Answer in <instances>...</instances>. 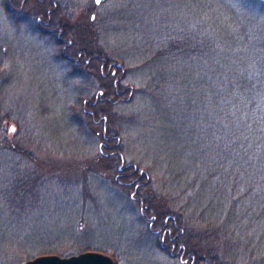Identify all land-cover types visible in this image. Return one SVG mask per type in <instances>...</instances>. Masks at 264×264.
<instances>
[{
	"label": "rangeland",
	"instance_id": "rangeland-1",
	"mask_svg": "<svg viewBox=\"0 0 264 264\" xmlns=\"http://www.w3.org/2000/svg\"><path fill=\"white\" fill-rule=\"evenodd\" d=\"M4 1L0 0V111L11 112L6 127L12 132L7 134L14 141L23 140V147L30 151L26 156L31 160L24 162L32 167L31 174L41 175L37 179L45 183V197L28 218L0 211V264H24L39 254L69 256L85 250L105 252L115 264H189L162 247L168 240L151 228L149 216L153 215L186 220L199 257L205 258L207 251L215 248L239 264H264V224L256 227L242 219L241 210L230 205V192L227 201L221 202L209 176L192 171V157L184 152L185 146H177L173 140L174 122L168 113L156 109L150 95L154 71L147 68L150 62L146 60L148 54L158 51L156 45L163 44L154 39L171 33V27L176 26L172 21L189 25L195 21L202 31L212 30L207 35L222 36L224 31L232 38L243 65L250 72L258 71L254 75L258 74L264 94V2L106 0L96 5L95 0H52L59 7L57 27L101 23L98 34L84 30L83 38L96 48L104 47L116 62L102 75L116 71L112 76L120 77V90L128 88L118 96L109 95L114 101L111 119L99 113L90 120L79 113L78 120L72 113L81 108L87 112L84 100L92 101L99 90H107L100 74L84 60L74 63L78 65L75 72V67L58 56L59 50L47 39L48 31L45 37L34 33L26 17L13 22ZM35 17L30 18L36 21ZM148 32L155 38L148 39ZM72 40L74 34H68L63 44ZM15 125L17 132L13 131ZM107 135L112 136L111 141L105 140ZM3 142L0 134V146ZM102 142L116 146H103L102 150ZM114 149L120 154L112 160L109 155ZM2 158L0 190L7 178ZM127 163L137 167L138 173L145 171L139 180L144 210L139 200L132 199L135 186L125 184L130 176L128 180L120 176ZM2 206L4 203L0 210ZM220 221L239 235L237 253L229 242L223 249L220 240L216 242L219 232L204 226ZM240 253L246 259H239Z\"/></svg>",
	"mask_w": 264,
	"mask_h": 264
},
{
	"label": "trees",
	"instance_id": "trees-1",
	"mask_svg": "<svg viewBox=\"0 0 264 264\" xmlns=\"http://www.w3.org/2000/svg\"><path fill=\"white\" fill-rule=\"evenodd\" d=\"M10 1L18 5L21 2L20 0L4 1L6 12L13 22L18 23L20 19L26 17L34 33L45 37L48 31L47 39L53 41L59 50L58 56L71 64L72 69L75 67V72L78 65L74 66V63L82 64L84 60L87 67L99 73L103 79V88L107 90L105 92L99 90L92 96V101L89 98L85 99L83 108L87 112H83L81 108L80 111L72 113L73 118H78L80 113L93 120L99 113H104L105 119H111L110 112L114 101L109 95L118 96L128 88L120 90L118 83L120 77L115 79L112 76L114 74L102 75V71L107 66L114 67L116 62L107 54L108 50L104 47L96 48L97 46H93L83 38L85 32L98 34L101 31V23L92 22L91 26L87 24L77 25L78 27L65 24L61 28L57 27L55 18L59 14V7L53 5L52 0L45 2L26 0L24 9L17 16L12 14ZM249 1L258 3L260 0ZM43 11H45V32L28 16L31 14L35 17ZM161 19L165 20V17ZM172 22L176 26L171 27V33L163 37L158 36L154 39L155 35L148 32V39L153 38L158 44L163 43L156 45L158 51L154 50L151 55L147 53L146 58L150 62L147 68L154 71L151 79L153 89L150 95L154 99L156 109L161 110L162 114L168 113V117L172 123L174 122L173 140L177 146H185L184 152L192 157L190 164L192 171L201 176H209V181L214 182V187L218 189L221 202L227 201L230 192V205L241 210L242 219L250 220L256 227L262 225L264 224V94L261 91L262 84L256 78L258 74L254 75L258 71L250 72L251 69L243 65V60L237 56L238 48L235 42L224 31L222 36L209 35L212 30L209 28L202 31L200 26L194 23L195 21L190 25L188 22L176 19ZM55 28L58 30L57 33ZM159 32L163 33V31ZM71 33L74 34V40L67 43L64 41L63 44V38ZM103 94L105 96L101 97ZM10 114L9 111H0V134H3L4 139L3 146H0V157L6 160L7 165L4 175L7 178L3 189L0 190V203H4V206L0 211L11 213L17 218H28L44 201L45 183L37 179L41 176L37 172L31 174L32 167L24 162L26 159L30 161L31 158L26 156L30 151L23 147V140L14 141L7 134V131L12 132L9 126L6 127ZM17 130L16 126L14 132ZM106 131L110 130L106 128ZM19 132L23 134L25 130L21 129ZM108 139L111 141L112 136H105V140ZM105 146L113 149L116 145L106 143ZM101 148L104 150V147ZM112 154L109 157L113 160L120 152ZM132 165L127 163L123 166L120 176L127 178L125 180L130 176V181H126L125 184L134 185L136 188L134 192L135 194L138 192L139 195L141 188L139 183H142L139 180L144 177L145 171L141 170L138 173L137 167ZM124 170H128L129 173ZM141 200L144 206L140 201L138 203L144 210L146 202L145 199ZM153 216H149L151 221ZM156 217L158 219L156 223H152L153 226L150 225L151 228L160 229L161 237L167 238L168 243L174 241L176 245L183 244L187 254H192L193 264H239L233 258L232 260L225 257L227 253H220L215 248L208 250L205 258L199 257L197 242L195 243L193 235L189 232L190 229L188 230V226L184 224L187 223L186 220L181 219L180 216L172 218L167 216L165 219H162L161 215ZM166 223L170 229H167ZM216 224L210 222L204 226L215 234L219 232L216 242L220 240L223 249L229 247L227 245L229 242L235 246L236 253L240 251L241 239L233 228H226V223L223 221ZM164 245L167 244H163L162 247H165ZM168 247L169 245L166 246L167 250ZM240 254L242 256L239 259H246L242 253Z\"/></svg>",
	"mask_w": 264,
	"mask_h": 264
},
{
	"label": "water",
	"instance_id": "water-1",
	"mask_svg": "<svg viewBox=\"0 0 264 264\" xmlns=\"http://www.w3.org/2000/svg\"><path fill=\"white\" fill-rule=\"evenodd\" d=\"M105 0L95 4L100 5ZM264 2V0H262ZM24 264H115L114 258L99 250H85L78 254L62 256L56 253L39 254L28 258Z\"/></svg>",
	"mask_w": 264,
	"mask_h": 264
},
{
	"label": "flooded vegetation",
	"instance_id": "flooded-vegetation-1",
	"mask_svg": "<svg viewBox=\"0 0 264 264\" xmlns=\"http://www.w3.org/2000/svg\"><path fill=\"white\" fill-rule=\"evenodd\" d=\"M26 0H21V3L18 5V4H16V3H14V2H11L10 1V8H11V11H12V14L14 15V16H17L18 15V13L19 12H22V10L24 9V2H25ZM41 1H43V2H45V0H41ZM31 15V14H30ZM30 15H28V16H30ZM32 16V15H31ZM30 16V17H31ZM36 18V21H33L34 23H37L39 26H40V28L42 29V31H44L45 32V11H43V13L42 14H40V15H38L37 17H35ZM16 23V22H15ZM17 24V23H16ZM48 28V27H47ZM79 62V61H78ZM89 62V61H88ZM110 70H111V65L108 67V69H107V73H109L110 72ZM113 71V70H112ZM112 71H111V73H112ZM116 71H113V73L112 74H114ZM123 74V73H122ZM106 145V143L105 142H102V147L103 146H105ZM108 147H111V146H108ZM103 150V149H102ZM114 152H118V150H113V152L112 153H114ZM132 199L133 200H139L140 202H141V205L142 206H144V202L141 200V198L139 197V195H137V194H132ZM141 206V207H142ZM153 221H152V223L154 224V223H156V221H157V217L154 215L153 217ZM153 224L151 225V226H153ZM166 227H167V229H170V227L169 226H167V223H166ZM153 230H155L157 233L158 232H160L159 230L160 229H156V228H153ZM168 245H169V247L171 248V249H169L170 250V253H171V255L172 256H174V257H178L179 259H180V261H182V262H184V263H186V262H188V261H190V263L189 264H193V261H192V254L191 255H189V254H187V252H186V248H185V246H183V244H179V245H176V243L174 242V241H172V242H169L168 243ZM165 247L167 246V245H164Z\"/></svg>",
	"mask_w": 264,
	"mask_h": 264
},
{
	"label": "snow or ice",
	"instance_id": "snow-or-ice-1",
	"mask_svg": "<svg viewBox=\"0 0 264 264\" xmlns=\"http://www.w3.org/2000/svg\"><path fill=\"white\" fill-rule=\"evenodd\" d=\"M100 2V0H97V3H99ZM15 129H13V131H14Z\"/></svg>",
	"mask_w": 264,
	"mask_h": 264
}]
</instances>
